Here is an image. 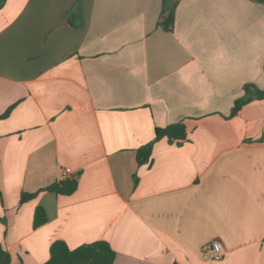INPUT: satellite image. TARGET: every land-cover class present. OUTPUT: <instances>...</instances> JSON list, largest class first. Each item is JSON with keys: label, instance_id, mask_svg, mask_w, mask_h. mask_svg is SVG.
<instances>
[{"label": "crops", "instance_id": "0c3cea01", "mask_svg": "<svg viewBox=\"0 0 264 264\" xmlns=\"http://www.w3.org/2000/svg\"><path fill=\"white\" fill-rule=\"evenodd\" d=\"M6 0L0 9V246L11 264L99 241L114 264H264V6ZM183 123L150 161L156 130ZM66 171H69L68 173ZM79 174L70 196L44 191ZM23 194L37 196L21 204ZM43 207L48 222L34 230ZM214 241L224 256L202 248Z\"/></svg>", "mask_w": 264, "mask_h": 264}, {"label": "trees", "instance_id": "16d2710c", "mask_svg": "<svg viewBox=\"0 0 264 264\" xmlns=\"http://www.w3.org/2000/svg\"><path fill=\"white\" fill-rule=\"evenodd\" d=\"M264 6V0H250ZM6 0H0V9ZM178 2L174 0H163L162 11L157 23L158 28L165 32H172L175 25V11ZM255 100H264V90H256L248 86L246 95L235 101L232 117L237 115L243 106ZM11 111L0 114V120L9 117ZM166 138L170 143L182 145L188 139V133L183 123L168 126L165 129H157L153 143L138 151V163L145 164L150 161L153 145L156 141ZM79 174L75 178H67L62 184H54L44 191L54 192L58 195L70 196L78 188ZM37 194H23L21 204L34 199ZM48 222V217L43 207H37L34 213L33 228L37 230ZM116 252L105 241L85 244L77 249H70L63 241H55L50 247V259L44 264H114ZM0 264H11L9 253L0 246Z\"/></svg>", "mask_w": 264, "mask_h": 264}, {"label": "built area", "instance_id": "2783aa9c", "mask_svg": "<svg viewBox=\"0 0 264 264\" xmlns=\"http://www.w3.org/2000/svg\"><path fill=\"white\" fill-rule=\"evenodd\" d=\"M66 172L68 173L69 171ZM224 252L223 244L218 241L207 244L202 248V254L213 261L221 260L224 256Z\"/></svg>", "mask_w": 264, "mask_h": 264}, {"label": "water", "instance_id": "95a60500", "mask_svg": "<svg viewBox=\"0 0 264 264\" xmlns=\"http://www.w3.org/2000/svg\"><path fill=\"white\" fill-rule=\"evenodd\" d=\"M174 1L178 2V1H180V0H174Z\"/></svg>", "mask_w": 264, "mask_h": 264}]
</instances>
